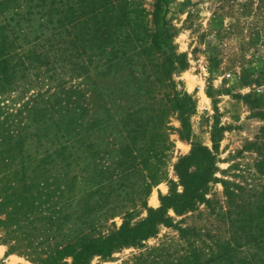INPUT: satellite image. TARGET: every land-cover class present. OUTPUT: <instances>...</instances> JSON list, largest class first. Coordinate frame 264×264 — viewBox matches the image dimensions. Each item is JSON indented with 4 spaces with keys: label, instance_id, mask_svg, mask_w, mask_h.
Listing matches in <instances>:
<instances>
[{
    "label": "rangeland",
    "instance_id": "obj_1",
    "mask_svg": "<svg viewBox=\"0 0 264 264\" xmlns=\"http://www.w3.org/2000/svg\"><path fill=\"white\" fill-rule=\"evenodd\" d=\"M35 4L40 2L18 0L15 5L0 7V25L13 28V37L18 38L19 44H25L24 36L32 39L49 35L44 29L46 17L38 14L45 9H35ZM68 4L67 0H60V10H67ZM141 4L149 33L156 34L160 51L174 62L172 78L178 91L193 101L194 111L188 115L190 140L180 138V116L177 112L172 114L169 121L173 148L161 168L166 179L151 188L144 198L145 207H141L142 175L124 178L120 174L118 164L126 167L123 163H129L130 157L121 147L116 131L109 127L106 134L110 144L95 165L102 170L109 168L104 177L114 183H130L118 191V196L108 199L121 207L112 217L104 215V210H82L88 188L79 178L68 194L63 193L64 173L68 172L70 178L85 169L84 164L69 169L58 164L51 167L44 158L46 145H26L21 157L0 172V264H71L69 255L80 247V236L86 235L85 241H97L115 233L126 220L130 226L137 225L147 217L148 209L160 207L161 197L182 192L175 165L180 158L189 157L191 143L212 151L215 133L219 142L214 152L217 171L213 177L231 184L237 196L234 205L229 206L221 183L211 182L205 193L208 204L197 203L182 213L169 209L165 215L167 224H159L154 236L138 246L115 250L109 257H92L87 264H187L192 251L199 252L203 263L220 253V247L228 242L237 247L234 264H264V218L257 214V208L264 205V173L256 169L258 152H264V138L259 133L264 128V0H141ZM79 19L84 21L85 17ZM81 28L76 29L79 35L89 34ZM93 52H85L81 77H62L64 89H91L97 85L105 96L101 109L95 113L101 119L104 107L112 115L119 106L134 107L132 99L125 104L106 98L110 90L102 86L111 84L110 77H98L103 70L93 71ZM66 66L67 60L64 73H69L70 66ZM44 71L43 67L37 70L39 79L32 78L29 83L0 93V121L6 119L7 125L16 129L28 123L24 113L16 117L17 111L30 96L46 90L54 92V83L43 75ZM87 77L90 80L85 84ZM167 93L168 90L160 89L161 96ZM200 94L206 99L202 100ZM132 153L134 156L136 151ZM206 166L195 160L190 172H201ZM93 167L89 165L90 173ZM152 196L155 205L151 204ZM95 201L90 198L88 205L93 206ZM251 212L256 213L247 226L246 213ZM125 213L131 216L124 218ZM236 215L238 224L232 222ZM85 222L95 226V230L88 233ZM180 229L187 230L183 237ZM68 244V250L61 251Z\"/></svg>",
    "mask_w": 264,
    "mask_h": 264
},
{
    "label": "trees",
    "instance_id": "obj_2",
    "mask_svg": "<svg viewBox=\"0 0 264 264\" xmlns=\"http://www.w3.org/2000/svg\"><path fill=\"white\" fill-rule=\"evenodd\" d=\"M17 1L3 0L0 7L15 5ZM21 1L28 3L33 0ZM37 1L40 4H35L33 8L45 9L44 13L38 11V14L46 17L44 29L48 36L42 35V38L36 35L32 39L24 36L25 44L22 45L17 43L16 36L13 37V28L7 24L0 25V93L6 92L8 87L29 83L32 78L39 79L37 70L42 67L45 68L43 75L54 83V92L46 90L29 97L16 114V117L25 114L24 119L28 123L22 127L16 129L14 125H7L6 119L0 121V172L21 157L26 145L37 148L46 145L44 158L51 167L58 164L69 169L80 163L86 167L70 178L68 172L64 173L63 193L68 194L79 178L88 188V199L82 210L95 213L104 210V215L112 217L121 207L108 199L118 196V191L126 189L130 183H124L128 180L114 183L104 177L109 168L102 170L95 165L102 150L110 144L106 134L110 127L116 131L121 147L130 157L129 163H123L126 167L118 164L120 174L124 178L142 175L140 196L143 199L140 206L145 207L144 198L151 188L166 179L161 168L173 148L170 140L173 128L169 121L172 114L177 112L180 116V138L189 141L191 136L188 115L193 113L194 105L191 97L177 89L172 78L176 70L174 62L160 51L156 34L149 33L141 0H67L70 4L65 11L59 8L60 0ZM81 16L85 17L84 21L79 19ZM80 26L89 34L79 35L76 29ZM86 51L94 54L91 56L96 60L93 71L103 70L97 76L110 77L111 84L102 86L110 90L106 98L110 102L125 104L132 99L136 104L134 107L119 106L120 110L117 109L113 115L110 109L104 107V119H101L95 113L101 109L105 96L97 85L93 84L91 89H80L78 86L64 89V75L69 74L70 79L81 77L79 70H85L83 57ZM77 59L81 60L80 63L73 61ZM65 60L66 67L70 66L69 73H64ZM89 80L87 77L85 84ZM160 89L168 90V93L161 96ZM259 133L264 138V128ZM212 142V151L191 143L189 157L178 160L174 169L182 186L180 194L161 197L160 207L157 210L148 209L147 217L137 225L130 226L126 220L115 233L97 241H85L87 236H80V247L69 255L71 264H87L92 257L106 258L115 250L140 245L156 234L159 224H167L165 215L169 209L182 213L193 209L197 203L208 204L205 193L211 182L221 183L227 202L232 207L237 196L231 184L213 177V172L217 171L214 152L219 142L216 133ZM258 156L256 169L264 173V152L259 151ZM137 159L141 162L135 163ZM195 160L207 166L201 172L191 173L190 166ZM89 165L94 166L91 173ZM92 197L96 201L89 206ZM255 213H246L247 226L252 224ZM257 214L259 218H264V205L257 208ZM130 216L131 213H125L124 218ZM232 222L239 223L238 215ZM90 224L83 223L88 227V233L95 230V226ZM179 232L183 237L187 230L180 229ZM69 247L70 244L61 251L65 252ZM236 248L230 242L225 243L220 247V253L211 255L203 263L199 261V252L192 251L187 257V264H234Z\"/></svg>",
    "mask_w": 264,
    "mask_h": 264
},
{
    "label": "bare ground",
    "instance_id": "obj_3",
    "mask_svg": "<svg viewBox=\"0 0 264 264\" xmlns=\"http://www.w3.org/2000/svg\"><path fill=\"white\" fill-rule=\"evenodd\" d=\"M200 97L202 100L206 99L203 94H200ZM151 204H154V205L156 204V199L154 196H152V198H151Z\"/></svg>",
    "mask_w": 264,
    "mask_h": 264
}]
</instances>
